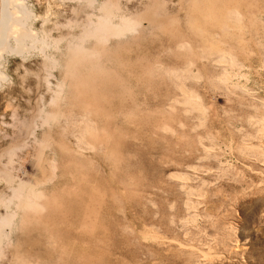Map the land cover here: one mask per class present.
Here are the masks:
<instances>
[{"label": "rangeland", "instance_id": "obj_1", "mask_svg": "<svg viewBox=\"0 0 264 264\" xmlns=\"http://www.w3.org/2000/svg\"><path fill=\"white\" fill-rule=\"evenodd\" d=\"M90 1L8 6L0 264H264V0Z\"/></svg>", "mask_w": 264, "mask_h": 264}, {"label": "bare ground", "instance_id": "obj_2", "mask_svg": "<svg viewBox=\"0 0 264 264\" xmlns=\"http://www.w3.org/2000/svg\"><path fill=\"white\" fill-rule=\"evenodd\" d=\"M10 2L11 0H5V8L3 10L4 11L3 23L0 27V48L4 51L13 52V53L15 52L23 55L25 53L27 46H29L30 44L36 46V42L39 39H36L33 36V33L27 28L28 10L25 7V5L21 4L17 6L18 11L21 13V16H16L15 14L10 13L8 9ZM13 25H18L21 27L20 32L15 35L12 34ZM30 47L32 48V46ZM29 49H27V51ZM2 78L3 75L0 73V81L2 80ZM186 100H187L186 102L190 104H192L193 103L192 101H194L191 97L190 98L188 97ZM11 221L12 219L7 218V219H3L1 222L3 224L4 223L10 224Z\"/></svg>", "mask_w": 264, "mask_h": 264}]
</instances>
